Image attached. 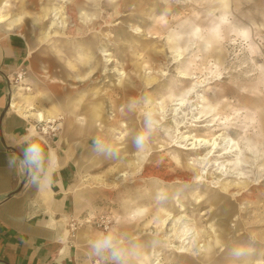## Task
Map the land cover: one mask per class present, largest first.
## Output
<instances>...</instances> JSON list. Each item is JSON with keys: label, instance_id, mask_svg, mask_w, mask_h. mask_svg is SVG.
<instances>
[{"label": "rangeland", "instance_id": "rangeland-1", "mask_svg": "<svg viewBox=\"0 0 264 264\" xmlns=\"http://www.w3.org/2000/svg\"><path fill=\"white\" fill-rule=\"evenodd\" d=\"M10 3L26 23L17 33L34 44L35 59L30 58L26 77L37 81L48 98L37 103V108L50 112L52 102L82 97V108L100 105L103 113L114 109L116 121L108 113L97 122L83 121L84 127L91 123L96 129L84 142L98 157L102 152L93 149L97 139L108 148L114 146L110 147L113 152L117 145L133 147L123 151V161L115 154L98 165L83 164L92 178L99 174L114 177L118 170L131 172L138 184L133 190L138 196L136 204L146 213L139 223L128 215L132 225L137 224L132 232L147 230L123 240L118 222L136 199L125 192V184H109L112 188L94 185L97 189L90 205L84 206L82 220L90 214L95 218L84 224L78 220L76 229L73 227L82 264H115L91 252L92 242L106 234L117 242L121 239L118 244L125 250L124 264H135L138 256L150 262L158 258L160 264H177L179 259L189 264H264V0ZM66 6L69 26L62 27L60 14L54 17L51 10ZM107 52L115 60L112 65L105 64L103 54ZM179 53L182 57L177 59ZM116 68L125 75H117ZM184 71L193 79H182ZM185 92H190L186 103L176 105ZM25 94L39 97L35 86ZM146 115L152 119L150 128L144 125ZM60 116L53 124L60 127L56 139L63 135L69 115ZM211 123L215 125L206 126ZM223 130L244 151L245 179L236 178L239 170L230 163L234 156H218L223 149L211 157L206 168L199 161L211 148L186 149L191 139L212 138ZM138 133L146 137L140 149L134 144ZM202 175V180L197 179ZM101 183H106L104 178ZM168 213L174 217L168 231L185 216L187 221H179V238L187 229L199 233L196 245L205 263L187 255L176 257L174 248L183 244L179 238L172 239V244L161 239L164 234L156 226H161ZM83 235L93 241H84ZM144 239H154L156 246L140 247L143 251L134 253L133 242ZM238 245L250 249L239 260L231 256V249Z\"/></svg>", "mask_w": 264, "mask_h": 264}, {"label": "crops", "instance_id": "crops-1", "mask_svg": "<svg viewBox=\"0 0 264 264\" xmlns=\"http://www.w3.org/2000/svg\"><path fill=\"white\" fill-rule=\"evenodd\" d=\"M10 1L0 0V264H82L75 239L77 222L79 220L84 224L94 217L90 214L82 220L84 206L90 205L93 200V191L97 189L94 185H106L101 183L105 176L90 177L89 168L83 163L98 165L102 160H110L109 155L103 152L98 157L91 148H87L84 140L96 130L91 123L107 116L108 111L103 113L100 105L82 108V97H66L63 102H52L53 110L50 112L40 110L37 103L48 98L39 83L31 78L28 82L38 89V99H33L35 96L25 94L22 89H14L13 97L12 79L17 71L29 64L30 58L35 59V49L32 40L29 42L23 34L17 33L26 23L13 12ZM5 3L10 4L9 8H4ZM3 10L11 13L14 19L2 21ZM15 103L17 105L12 107ZM31 107L35 108L33 111L45 112L48 118L61 117L63 113L69 115L63 135L56 139L43 134L38 128L40 125L36 116L28 112ZM88 119L91 120L90 126L84 127L83 121ZM29 138L41 141L46 150H50L52 167L49 171L56 169L51 188L31 184L25 180L18 165L8 166L9 156H19ZM45 165L47 167V160ZM126 209L123 210V219L118 222L123 240L131 239L136 223L146 217L136 218L135 225L131 226L133 222L125 215ZM82 239L93 241L86 235ZM133 246L134 253L139 254L143 251L140 247L152 248L156 246V241H134ZM178 262L189 264L181 259ZM135 264L140 262L137 260Z\"/></svg>", "mask_w": 264, "mask_h": 264}, {"label": "bare ground", "instance_id": "bare-ground-1", "mask_svg": "<svg viewBox=\"0 0 264 264\" xmlns=\"http://www.w3.org/2000/svg\"><path fill=\"white\" fill-rule=\"evenodd\" d=\"M65 2H67V0H64ZM3 5V4H2ZM10 6V4L8 3H5V9ZM71 6V5H70ZM61 7V6H60ZM65 9H68V6L66 7H63V8H54L51 10V15H53L55 13V16H58L60 14V17L58 20H62L61 21V24H63L62 27H68L69 26V23L67 24L68 22V15L65 16L64 14L65 13H68V11ZM69 10V9H68ZM14 12V11H13ZM77 14V11L75 12ZM72 14V13H71ZM83 14V13H82ZM17 16V15H15ZM71 18V17H70ZM10 19H14V17L12 18V15L11 13H8L7 10H3L1 12V20L2 21H8ZM77 20V19H76ZM80 20V19H79ZM83 20V19H82ZM92 21V20H91ZM76 22V21H75ZM83 22V21H82ZM72 23V22H71ZM55 24V23H53ZM56 24H59L58 22ZM92 24V23H90ZM2 25V24H1ZM71 25V24H70ZM59 26V25H58ZM92 26V25H91ZM94 26V25H93ZM8 27V26H7ZM74 28V27H72ZM132 28L134 30H140V28H135L133 27L132 25ZM11 29V28H10ZM70 29V28H69ZM94 29V28H93ZM82 30V29H81ZM70 31V30H69ZM75 31V30H74ZM77 31V29H76ZM89 31V30H88ZM110 31V30H109ZM87 32V31H86ZM144 32V31H143ZM79 33V32H78ZM71 35V34H70ZM79 36V35H78ZM106 36L107 37H112L111 36V33H108L106 32ZM85 37V36H84ZM83 37V38H84ZM87 37V36H86ZM110 41V40H109ZM209 46V45H208ZM106 51V50H105ZM104 51V52H105ZM103 52V53H104ZM34 53V52H33ZM103 56L105 57V64L107 65H112L114 63V59H110V57L112 56V54H110L109 52L103 54ZM178 57H182V55L179 53L177 55V59ZM176 59V60H177ZM115 71L117 72V75L119 76H124L125 75V72H122L120 69L116 68ZM115 72V74H116ZM110 77V76H109ZM182 79H186V80H190V79H193V77H191V75L189 73H185L182 72ZM28 79L27 78L26 80H24V82H21V83H18L16 86L13 87V97H14V89H22L23 92H30L32 91V87L29 86V82H28ZM202 87V86H201ZM119 88V87H118ZM17 90V91H18ZM20 91V90H19ZM190 94V92H185V94L181 97H179L178 99H176L177 103L176 105H184L186 103V98H187V95ZM19 100V99H18ZM16 100V101H18ZM14 101V100H13ZM21 102V101H20ZM35 102V101H34ZM29 104V103H28ZM17 104H12V107L13 106H16ZM35 108L34 107H31L28 112L35 115L36 116V119H37V122H39V125L38 128L41 130V132L43 134H48L50 131L52 130H60V127H55V125H53L54 123H57V121L59 119H61L62 117H57V118H48L45 114V112L43 111H33ZM101 112V111H100ZM48 113V112H46ZM152 113V112H150ZM49 114V113H48ZM47 114V115H48ZM106 115V114H105ZM109 117L111 119H113V121H116L117 120V114H115V110L112 109V112L111 113H108ZM97 119V118H96ZM215 124H208L206 126H214ZM179 127V124H177V128ZM180 129V127H179ZM149 139V138H148ZM192 140V143L189 145V147H187L186 149L188 151H198L200 149H202L203 147H208V148H211V150L208 151V153L205 155V157L201 158V160L199 161V164L204 166L203 168H206L207 165L209 164V161L211 159V157H213L217 152H219V149H223V152L222 153H217L218 156H224V155H232L234 156L236 159L235 161H232L230 162L231 165H234L236 166V168H238V175H237V179L241 180V179H245V172L243 171L242 167L244 165V161L242 159L243 155H244V151L242 149V147L239 145V143L232 137L229 136V133L225 130L221 131L217 136L215 137H212V138H202V137H196V138H193L191 139ZM149 142V141H148ZM224 144V146L222 147L221 144ZM132 144H125L121 147H119L118 145L115 147L116 150H114L115 154L116 155H119L118 158L120 159V161H123L124 158H122V155L123 154H120V152L123 153L124 150H127L129 148H131ZM108 146V145H107ZM113 146V145H112ZM181 147V146H180ZM113 149V147H111ZM133 148V147H132ZM182 148V147H181ZM207 148V149H208ZM251 150V148H250ZM212 155V156H210ZM240 156V157H239ZM228 159V158H227ZM231 159V158H230ZM229 160V159H228ZM137 162V161H136ZM256 164H257V159L255 158V161ZM123 164V163H122ZM139 164V162L137 163ZM121 165V164H120ZM164 165V164H163ZM153 168V167H152ZM168 171V170H167ZM222 171H220L221 173ZM173 173V172H172ZM208 173V172H207ZM149 174V173H148ZM160 174V173H159ZM162 174V173H161ZM166 174V173H164ZM168 174V173H167ZM179 174V173H178ZM104 175V174H103ZM134 175V174H133ZM208 175V174H207ZM151 176V175H150ZM167 176V175H166ZM170 176V175H169ZM173 176V175H172ZM175 176V175H174ZM202 176H199L197 179H201L202 180ZM102 178V176H101ZM155 178V177H154ZM171 178V177H170ZM143 179V178H142ZM167 179V178H166ZM186 180V179H185ZM98 181V179H97ZM104 181L106 182L105 184L109 185V184H113V187H118L120 185H124L125 186V192H127L129 195L128 196H131L133 195L135 192L133 191L136 186L138 185L134 180L131 179V172L128 170H118L116 171V175L114 177H104ZM163 182V181H162ZM263 182V181H262ZM106 186V185H105ZM110 187V186H109ZM138 187V186H137ZM236 189V188H235ZM157 188H154V190H152V192L154 194H156L158 191ZM250 191V190H249ZM248 191V192H249ZM251 192V191H250ZM252 194V193H251ZM240 195V194H238ZM246 198V197H245ZM253 198V197H252ZM136 199V198H135ZM133 201L131 200L130 204H129V207H127V209L124 211L125 215H130L131 217H134V218H138V217H142L143 215H145L146 213L143 212L142 210H140V208L137 207V199L132 203ZM133 213V214H132ZM172 215L168 213V216L163 220V223L161 224V226H156V228H159L162 230V234L163 237H161V239L163 241H166L170 244L173 243L172 239L174 240L176 237L177 239L179 238V229H180V226L182 223H179V221L181 219H183V221H187L188 219L185 217V216H182L180 217L179 219H177L174 223V227L168 231V227L170 226L171 222L173 221L174 217L171 218ZM95 217H92L90 219H87V222H91ZM160 221V220H158ZM149 223V222H148ZM150 224H148L147 226H149ZM152 225V224H151ZM131 226H134L131 225ZM153 227V225L151 226ZM143 230H147L146 228L143 229ZM143 230H140L139 233L138 231H136L134 234H133V237L134 236H140V233L143 231ZM191 229H187L182 236H180L179 240H181L183 242V244L181 246H177L174 248V254H178V255H175L176 257L178 258H182L181 255H184L186 256L187 255V258H190L191 257H194V258H197L198 260H200L201 262L205 263V260L203 259V254L201 253V250H198L197 249V245H196V241L198 240L199 238V233H195V231L193 232H190ZM132 237V238H133ZM219 237V236H218ZM220 238V237H219ZM230 238V237H229ZM190 239V240H189ZM200 239V238H199ZM89 241V239H88ZM121 241V240H120ZM92 242V241H91ZM122 243V241L120 242ZM218 243L220 244V242L218 241ZM187 245H190V249L186 246ZM210 245V244H209ZM134 247V246H133ZM198 251V252H197ZM146 257L145 254H142ZM138 260V262H140V264H160L158 263V258H156L154 260V262H150V260H147V261H143L142 258H138L136 259V261ZM180 260V259H179ZM177 264H184V262H178Z\"/></svg>", "mask_w": 264, "mask_h": 264}, {"label": "clouds", "instance_id": "clouds-1", "mask_svg": "<svg viewBox=\"0 0 264 264\" xmlns=\"http://www.w3.org/2000/svg\"><path fill=\"white\" fill-rule=\"evenodd\" d=\"M146 128L152 126L151 116L146 115L144 119ZM146 137L143 133H138L134 138V144L140 149L145 144ZM93 149L96 152H103L108 155L115 153L104 145L99 139L93 143ZM47 160V167L45 162ZM22 171L26 181L37 187L51 188L53 184V174L56 169L49 171L52 167L50 150H46L45 144L41 141L29 138L25 141L22 152L19 156L12 154L8 158V166L11 168L17 166ZM250 249L243 245L234 246L231 249V256L237 260L243 259L249 255ZM91 252L95 256L110 258L115 264H124L125 250L121 248L118 242L111 234L97 237L91 244Z\"/></svg>", "mask_w": 264, "mask_h": 264}, {"label": "built area", "instance_id": "built-area-1", "mask_svg": "<svg viewBox=\"0 0 264 264\" xmlns=\"http://www.w3.org/2000/svg\"><path fill=\"white\" fill-rule=\"evenodd\" d=\"M26 76H27V68L25 66L16 72L15 76L12 79V87L16 86L18 83L24 82V80L27 79ZM57 131H60V130H52L48 133V135H51L54 138H56L57 137V134H56Z\"/></svg>", "mask_w": 264, "mask_h": 264}]
</instances>
